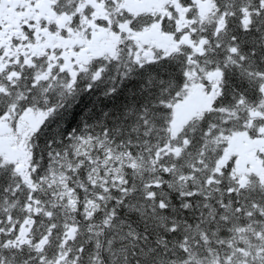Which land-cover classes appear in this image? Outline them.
Wrapping results in <instances>:
<instances>
[{
    "label": "snow or ice",
    "instance_id": "obj_1",
    "mask_svg": "<svg viewBox=\"0 0 264 264\" xmlns=\"http://www.w3.org/2000/svg\"><path fill=\"white\" fill-rule=\"evenodd\" d=\"M0 264H264V0H0Z\"/></svg>",
    "mask_w": 264,
    "mask_h": 264
},
{
    "label": "trees",
    "instance_id": "obj_2",
    "mask_svg": "<svg viewBox=\"0 0 264 264\" xmlns=\"http://www.w3.org/2000/svg\"><path fill=\"white\" fill-rule=\"evenodd\" d=\"M118 99H123L119 97ZM117 102V98H104L96 95L95 93L81 94L79 103L76 104L72 119L68 122L66 127L71 128L77 126V121L79 115L83 114V110L86 107H91L92 111L88 113L89 118L99 116L102 109L105 107H111L114 103Z\"/></svg>",
    "mask_w": 264,
    "mask_h": 264
}]
</instances>
